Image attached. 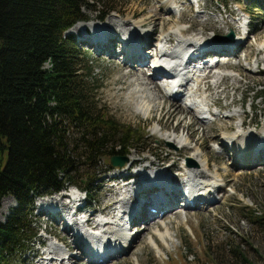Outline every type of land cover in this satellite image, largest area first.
<instances>
[{
  "label": "rangeland",
  "instance_id": "obj_1",
  "mask_svg": "<svg viewBox=\"0 0 264 264\" xmlns=\"http://www.w3.org/2000/svg\"><path fill=\"white\" fill-rule=\"evenodd\" d=\"M174 1L177 2L175 3ZM197 2L199 6H197ZM113 5L116 6V9L108 12L103 21L106 23L111 18L109 21L115 22V24L118 22L121 26L128 25L129 29L127 28L125 30H130V24H145L146 31H138L140 36L139 41L145 36V32L148 31L149 35H151V31L154 28L158 31V35L157 38H153L152 41L157 40L163 33L174 32L176 28L181 27L187 28L191 26L193 30L190 31V36L191 34L198 35L202 31L203 26L208 24L212 26L205 32L206 38H211L216 34L222 37L228 33L229 30L233 29L231 27L232 24H234V26L237 25V22L236 24L234 22L239 14L244 15L243 17L246 18L249 16L250 30L243 32V35L246 36L245 38L248 39V41L243 45L241 50H238L241 56V67H238L239 70L234 66L230 68L222 67L227 71L229 70L228 74H235L236 78H224V81H221L219 84V88L212 84L205 86L206 91H209L206 96H208L210 103L218 100L220 103L219 106L223 107L231 103L233 99L237 102L230 108L219 110V115L217 114L219 118L217 121L214 122V119H216L215 116L210 122H207V119L202 121L198 120V118H194L195 115L192 116V112L180 107L181 105L179 103L184 99V96L180 101L169 97L162 100V111L155 108L150 111L148 118H145L143 114H138L137 111L126 102V97H128V93L130 92L129 82L131 74L127 75V79L123 77V74L129 71L125 72L126 67H122L124 56L118 54L119 58H114L112 54L108 52V48L104 47L103 50V47L98 48L93 46L90 41L83 43L81 39L84 38L79 34L82 30L81 25H77L75 28L74 26L73 28L71 27L68 33H72L75 36L79 44L78 46L81 47V57H83L86 63L84 71L88 70L89 79L94 83V96L98 106L101 107L102 105L104 111L123 123V128L130 127L131 130L145 137L144 142L136 143L135 147L132 148L123 167L129 166L131 161L135 158L139 159L138 161H141V158H145L147 161L159 160L166 164V166L177 160V166H182L184 163L186 164V162H188V159L192 160L193 158V160H196L194 158L196 153L195 151L193 152V148L203 147L207 157L210 159L209 175L217 176V174H224L227 176V180L221 179L223 183L222 188L220 190L216 189L213 192L217 197L214 198L213 201H210L211 203L209 206L220 199L213 207L206 210V205L200 204V206L196 204V202L189 203L192 205L188 206L176 205V207H182L178 211H173L178 214L160 220L161 222L159 224L164 226L167 224L166 227H169V229L165 230V227L160 228L162 231H165H163L164 234H167L169 238L157 234L153 236L157 227H161L158 224L148 231L144 230V237L139 241H137V239V244L131 247L125 254L123 253L126 250L122 254L119 253L120 255L118 254V256L114 255L111 259H104L103 261V258H107V255L103 254L104 257H102L95 246V248L89 249L87 252L88 255H84L85 258H78L79 255H77V259L74 260H78V262L84 260L79 262L81 264H86V261H88V264H92L89 262V259L92 258L90 255L98 254L99 256L97 255L96 257L102 259V261H98L101 264H264V226L252 222V215L250 212V209H252L257 213H264V148L257 151L258 159L256 161H251L250 158V162L244 161L246 164L234 165V167H228V164L233 161L229 160L230 157L226 154L229 151L228 147L225 146L227 148H224L223 144V148H220V142L226 141L225 137L228 136L231 138L230 135L240 130L239 126L243 122V119V129L249 136H253L254 133L258 135L259 132L255 131V128L261 126V124L264 125V60H261L258 63L259 65L255 63L257 58H264V0H115ZM242 6L244 7L242 8ZM109 7L110 5L106 7L100 6V8L106 11ZM94 8L85 7L84 12L89 19L87 21L81 20L76 24L83 22L89 26V23L97 21L101 11L97 10L99 9L98 7L97 9ZM156 8L158 11H155ZM239 8H242V10ZM245 8L248 10V13ZM166 9L174 11L165 13L164 10ZM179 9L182 10L179 11ZM230 11H234L235 14H231ZM156 13L160 14L159 16L162 18L157 20L158 16L155 15ZM181 16L184 17V21L178 23L177 20ZM97 22L102 23L101 21ZM224 22L230 24L225 26ZM119 24L116 27L117 29L121 28ZM112 25L110 28L114 29ZM132 29H136V26H133ZM233 30L235 36L233 35L232 37V35H229L226 37L227 39L236 40L238 32L235 29ZM181 31L183 34L186 32L184 29ZM117 33L118 39H116V42L119 38H122L121 33ZM87 35L86 32L85 37ZM200 35L204 36V34ZM173 36H175V34L172 33V39H175ZM89 38H94L93 34H91ZM229 41L230 40L227 42ZM228 45L230 44L228 43ZM228 45L224 46V48L229 49L230 47ZM121 46L122 44H115L113 46L114 53H119L118 49H120ZM259 51L261 52L260 54ZM216 56L220 58L222 53H217ZM246 57L248 60L245 59ZM152 58L153 57H151L149 61L150 66H152ZM226 60L231 63H239V59L236 56H228V58L224 56L223 65ZM147 63L148 60L145 64ZM148 68L147 66L145 69L146 73H148ZM235 68L238 72L232 70ZM156 80L158 83L161 82L158 79ZM208 81L213 82L211 79H208ZM198 84H200V88L204 89V86L201 85L202 83L198 82ZM224 89L225 93L223 94L221 92ZM251 103H253L254 106H252ZM215 108L214 106L213 112H216ZM237 111L245 113L246 117L244 115L234 118L231 117V114ZM160 119L162 120L160 121ZM252 119L253 121H251ZM183 127H185V129ZM157 128L158 130H156ZM174 128L178 130L180 128V132L182 131V136H178V140L181 138L185 139L186 136L191 140L188 141L189 150L181 148L182 156L171 154V152L175 153L181 149L174 143L168 144L164 139L166 133L171 134L172 138H174L176 134ZM180 132L178 131V133ZM262 132H264V129ZM229 141L228 139L227 143L231 142ZM195 145L197 147H195ZM202 154L203 152H201V155ZM201 159L204 160V158H200V160ZM147 161H145L144 164H146ZM112 164V156L107 155L98 160L96 167L81 166L80 168L83 173L85 170H90V173H93L96 169L97 175L99 176L101 174L94 184L95 188L88 193L89 208L87 209V213H94V216L101 214L99 209L103 208L105 204L114 201L113 199H117L118 195L111 194L108 190L112 183L115 182V180H109V176L118 172V168L122 167L117 168L116 166V169L109 170ZM189 164L193 166L190 162ZM163 166L165 165L162 164L161 167ZM139 168H141V164L137 167L135 166L133 169ZM170 171L172 174H177L180 169L178 167H175V169L171 167ZM231 174H233V176ZM69 189L70 188L58 192L59 194H63L74 190L72 188ZM55 193L57 192L49 193V197L42 198L43 196L41 195L35 199L33 204V216L35 220L33 226L39 228V232L36 237L28 243L29 247L25 252L14 255L13 264H37L38 260L45 259L42 258L41 255H47V249L45 253L41 254H38L37 251L44 249V247L46 248L48 242L50 244L52 240L54 242L58 240L60 244H63V241L60 240L55 233L60 235L65 234V232L62 231L64 222L58 223L51 218L52 216L49 212L47 215L46 212L41 210V206L39 207L42 200L56 195ZM80 193L84 196L82 202L86 205V193L84 191H80ZM203 195L206 194L203 193L199 197L201 198ZM40 199L41 202L39 203ZM67 200H69V198L66 199V201ZM5 202L9 205H6ZM71 204L73 205V202H71ZM16 205L17 201L12 194L4 195L0 199V222H4L7 219ZM110 205L111 206L107 210H113L111 215H114V211L115 213L118 212L117 204L112 203ZM114 205L115 207H113ZM155 205L156 204H148L147 210L149 212H151L150 208L157 210L158 207ZM184 213H187L188 216ZM83 214V212H78L76 215L82 216ZM175 215L177 216L175 217ZM160 217L161 215L156 218L160 219ZM185 217H189L188 222ZM124 222L125 220H121L122 224H124ZM142 222L143 220H140L135 227L134 223H131V225L126 223L124 225L127 226L126 230L128 232L135 233L137 232V227H140V224L141 229L144 228ZM92 223L93 225L91 226L95 227L96 224L94 222ZM41 239H45V246L41 245ZM123 240L124 237L121 238V240L119 239V243H122ZM234 247L237 249L236 253L233 250ZM78 250H81L80 245L77 246L73 253H79ZM68 264H70V262Z\"/></svg>",
  "mask_w": 264,
  "mask_h": 264
},
{
  "label": "trees",
  "instance_id": "obj_2",
  "mask_svg": "<svg viewBox=\"0 0 264 264\" xmlns=\"http://www.w3.org/2000/svg\"><path fill=\"white\" fill-rule=\"evenodd\" d=\"M114 2L0 0V199L12 194L17 201L0 222V264H13L39 232L33 226L37 197L69 185L89 193L101 174L83 173L81 166L128 156L145 141L98 106L81 47L68 33L89 19L85 7H98L104 19ZM250 212L252 222L264 226V213Z\"/></svg>",
  "mask_w": 264,
  "mask_h": 264
},
{
  "label": "bare ground",
  "instance_id": "obj_3",
  "mask_svg": "<svg viewBox=\"0 0 264 264\" xmlns=\"http://www.w3.org/2000/svg\"><path fill=\"white\" fill-rule=\"evenodd\" d=\"M155 11H158V9L156 8ZM169 11L172 12L174 10L171 9L164 10L165 13ZM230 13L235 14L234 11H230ZM155 15L158 16L157 20H159V18H162L161 16H159L160 14L158 13H156ZM239 19L240 17L238 15L236 21L234 22L235 24L237 22V25L234 26V24H232L231 26L233 29L237 30L238 32V36L236 38L237 40L233 39L230 40L229 42H227L228 40L227 41L222 40L220 37L216 35H213L211 38H206L205 32L209 29V27L212 26L211 24L204 25L202 31L198 35L191 34L190 36L191 33L190 31L193 30L191 26L187 28L181 27V28H176L174 32H166L161 34V36H159V38L155 41H152V39L155 37L157 38L158 35V31L155 28L151 31V35H149L148 31L145 32V36L142 38L141 41H139V37H140L139 32L146 31L145 24H138V25L130 24L132 27L136 26V29H132V27L130 26V30H125L127 28L129 29V26L128 25L121 26L115 19L114 20L121 26V28L117 29L116 27L118 26V24L117 23L115 24V22H111L109 20L108 21L106 20L109 23L107 22L105 23V21H103L102 23L94 21L93 23H89L90 24L89 26L88 24L80 22L78 24H75L74 28L77 25H81L82 30L81 33L79 34H81V37L84 38L81 39L83 43L90 41V43L93 46H96L98 48L103 47L102 48L103 50L104 47L108 48V52H110V54H112L114 58L115 57L119 58L118 54L124 56L123 57L124 60H122L123 63L122 67H126L125 72H127L128 70L129 71L127 73H124L123 77L127 79V75L131 74L130 82H129L130 92L128 93V97H126V102L130 106H132L137 111L138 114H143L145 118H148L151 110L156 108L157 110L162 111L163 109L162 100L167 99V97H169L172 99H178V101H180L184 96V99H182V101H180L179 103L182 109H186L192 112L193 113L192 116L195 115L194 118L196 119L198 118V120H202V121L207 119V122H210V120L216 116V119H214L215 122L219 118L218 116L219 110L230 108L237 101L233 99L231 103L226 104L223 107L219 106L220 103L218 100L213 103H210V101L208 100V96H206L207 92L209 91L208 90L206 91L205 86L212 84L213 86L219 88L220 87L219 84L221 83V81H224L223 80L224 78L226 77L228 78L231 77V79L236 78L235 74H228L229 70L226 71V69H223L222 67L224 68L225 67L230 68L231 66H234L236 68L241 67L240 64L241 56L238 50L239 49L241 50V48H243V45L247 43L248 39L245 38V35L241 34L243 28L246 27V23L244 22L243 24L238 23ZM183 21H184L183 16H181L177 20L178 23ZM224 24L225 26H228L230 23L224 22ZM111 25L114 26V29L110 28ZM89 27H92L95 30H100V31L102 30L100 37L89 38L90 35L89 36L87 35L85 37V33L89 32ZM182 29L186 31L184 34L181 31ZM117 32L121 33L122 38H119V40L116 42V39H118L117 34H119ZM172 33L175 34V36H173L175 39H172ZM200 34H204V36L203 35L201 36ZM114 43L122 44L121 48L118 49L119 53H117L116 51H115L116 53H114L113 50V46L115 45ZM228 43L230 45H228ZM227 45L230 47L229 49L224 48V46ZM166 46L168 48H172V50L168 49ZM184 50H187L189 54L188 65L183 62L184 56L182 57V53ZM212 53L214 54L222 53V56L218 58V60H215L213 63V60L211 62L209 60ZM260 53L261 52L259 51V54ZM224 56H226V58H228V56H236L239 59V63L238 62L231 63L230 61L226 60L223 65ZM151 57H153L152 60L154 62L152 66L149 65V61ZM245 59L248 60L247 57ZM147 60L148 63L145 64ZM158 60L164 61L166 62V64L167 63L170 64V66L164 67L162 66L163 63L161 61L157 62ZM256 60L255 63L257 64V62L264 60V58H257ZM196 61L199 62L195 65L196 67H191L189 65V64H193ZM202 63L204 65H202ZM147 66L149 67L148 73H146L145 70ZM160 66L164 67L163 72L166 70V72L169 75L171 74L175 76L177 75L176 76L177 78L178 76H181L182 82L179 85H177L176 88H174L176 86L175 77H174V81L171 80L173 81L172 83L168 81L170 76L166 77L164 81H162L163 78L160 77L161 73L159 71L157 72ZM236 68L232 70L238 72ZM202 71H204L203 76H201ZM149 72H151L152 74ZM156 79L160 80L161 82L158 83ZM208 79L213 80V82L208 81ZM198 82L202 83L201 85L204 86V89L200 88L199 86L200 84H198ZM162 87L166 93L164 92ZM172 90L173 92L177 93V96L171 95ZM221 93L224 94L225 89ZM251 105L254 106L253 103H251ZM214 106L216 107L215 108L216 112H213ZM205 113H209L211 117L202 118L199 116L202 114L204 115ZM235 113H233L234 115L231 114L232 116L231 115L229 116L234 118L236 116L244 115L246 117L245 113H240V111H237ZM161 120L162 119H160V121ZM242 121L243 122L239 126L240 130L244 128V126H242V124L244 123V119ZM251 121H253V119ZM183 128L185 129V127ZM263 129H264V125L261 124V126L259 127L257 126L255 128V131L259 132V134L257 135L256 133H254L253 136H249L246 131L240 132V130H237L236 131L237 133L235 132L234 134L230 135L231 138L227 136L225 137L226 141L220 142L221 143L220 148H223V144H224V148L228 147L229 151L226 154H228V156L230 157L229 160L231 161L233 160L232 163L230 162V164H228V167H234V165H243L246 164L247 161L248 162H250V160L256 161L258 159L257 151L261 148H264V132H262ZM156 130H158V128ZM178 131L180 132V128L179 130L177 128H174V132H176L174 138H172L171 134L166 133L164 139L168 144L174 143L180 149L182 148L185 150H189L188 148L190 147H188L189 144L188 141L191 140L188 138V136H186L185 139L181 138L180 140H178V136L179 137L182 136L181 135L182 131L180 133H178ZM228 139L231 141V142L229 141L230 143H227ZM195 147L197 146L195 145ZM182 149L176 151L175 153L171 152V154L182 156L181 153ZM194 151L196 154L195 156L194 155L193 156L196 160H193V158L192 160L188 159V162H186V164L184 163L182 166H177L178 165L177 160L169 165L167 164L168 166H166V164L162 163L159 160L147 161L145 158H141V161H138L139 159L135 158L131 161L129 166L122 167L117 165L118 167H122V168H118V172L109 176L110 177L109 180L114 179L115 182L112 183V185L108 188V190L111 192V194L118 195L117 199H113L114 201H111L112 203L117 204L118 212L115 213L114 211V215L107 216L106 218L102 217V215L94 216V213H90V214L87 212L85 213L87 222L91 225H93L92 222H94L96 226L93 227L97 229L95 231L103 234L101 236L102 240H97V241L93 240V245H92V246L94 245L96 246L98 253H100L102 257H104L103 254L107 255V258H103V261L104 259L107 260L111 259L114 255L118 256L119 253L122 254L126 250L123 253L125 254L128 250H130L131 247L137 244L136 243L137 239H138L137 241H139L144 237L145 234L144 230L148 231L153 226H157L161 222L160 220L163 218L172 216L174 214H178L177 212H173L181 209V207H176V205H185V206L192 205L186 202L187 198H191L193 200L192 202H196V204L206 205V210L213 207L215 204L219 202L220 199L217 198L219 200L209 206V204L211 203L210 201H213V199L217 197L216 194L213 192L216 189L220 190L222 188L223 183L221 179L227 180V176H225L224 174H217V176L209 175L210 159L207 157V154L203 150V147L193 148V152ZM201 152H203L202 155ZM200 158H204V160L202 159L200 160ZM145 161H147L146 164H144ZM139 162L141 163V168L133 169L132 166L138 164ZM189 162L193 164V166L190 165ZM162 164L165 166L161 167ZM171 167H173L174 169L175 167H178L180 171L177 174H172L170 171ZM151 172H153V174ZM231 175L233 176V174ZM123 178H125L126 180H123ZM203 193L206 195H203L200 198L199 196ZM68 198L70 201L69 200L66 201V199ZM75 198L77 199V193L74 189L71 190L70 192H66L63 194L58 193L54 196H51L50 198L42 200V203H40V206L41 204L42 205L46 204L47 209L49 211L51 210L50 206L54 204L55 208H53L52 210L53 212L47 211L46 209H44L43 206H41V209L47 214L49 212V214L52 216L51 218H53L58 223L64 222L62 231H64L65 234L60 235L58 233H55L56 236L63 241V244L54 241H52V243L49 244L48 242L46 244V248L44 247V249L37 251L38 254H41V253H45L46 249H48L49 252L48 255L51 257L49 259H40L38 260L37 264H63L64 262L65 264H68L69 262L70 264H75V263L81 264L79 262L84 260H81L79 262L78 260H74L77 259V255H79L78 258L81 259L85 258L84 255L85 256L88 255L87 253L88 247L82 241L81 235L79 236L77 234V231L82 232V228H84L86 224V221L84 220L85 216L83 217V215L82 216L76 215L78 213V210L83 206V202H82L83 197H80L81 199L80 202L82 203L80 202L78 203L75 209L76 212L72 213L71 210L75 208L74 205L76 201ZM71 202H73V205L71 204ZM111 202H108L107 204L104 205L103 208L99 209L101 210V213L108 211L107 209L111 206L110 205L112 204ZM5 204L9 205L7 202H5ZM148 204L151 205L156 204L155 206L158 207L157 210L153 209L151 212H149L147 210ZM129 205L131 209L132 208L134 209L131 211V213L136 214L137 212L136 215L131 216V223H134V227L137 226V223H139L140 220H143L142 224H144V228L141 229V224H140V227H137V232L135 233L128 232L126 230L127 227H125L124 225L126 224L127 221H125L124 224H121L120 220L122 217L121 218L117 217L118 213L121 210H123L124 212L123 214L128 215V211L130 212V209H128ZM113 207H115V205ZM184 214L188 216L187 213ZM155 215L156 217L161 215L160 219H157ZM176 216L177 215H175V217ZM67 217H69L70 219L67 220ZM188 218H186L187 222H188ZM159 225L161 227H157V230L154 231L153 236L157 234L169 238L167 234H164L165 232L164 230L169 229V227H166L167 224L165 226L161 224ZM162 227H165L163 230L164 232L160 229ZM76 228H78L77 231H75ZM91 236H92L91 234H88V237ZM123 237H124L123 242L119 243V239L121 240V238ZM78 245L81 246V250H78L79 253H73V251L76 250ZM97 255L98 254H95V256H92V258L90 259L88 258L89 262L92 264H101L100 262H98L100 260V257L97 258L96 257ZM44 256L41 255L42 258H44ZM86 264H88V261H86Z\"/></svg>",
  "mask_w": 264,
  "mask_h": 264
},
{
  "label": "water",
  "instance_id": "obj_4",
  "mask_svg": "<svg viewBox=\"0 0 264 264\" xmlns=\"http://www.w3.org/2000/svg\"><path fill=\"white\" fill-rule=\"evenodd\" d=\"M233 34V33H232ZM233 37V35H232ZM125 158H123V156H119V155H112V161L114 164H120L122 165L125 162Z\"/></svg>",
  "mask_w": 264,
  "mask_h": 264
}]
</instances>
